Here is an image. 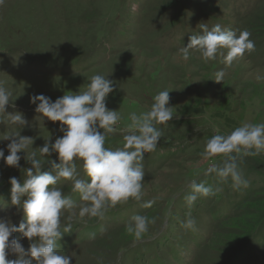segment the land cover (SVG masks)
I'll return each mask as SVG.
<instances>
[{"label":"rangeland","instance_id":"rangeland-1","mask_svg":"<svg viewBox=\"0 0 264 264\" xmlns=\"http://www.w3.org/2000/svg\"><path fill=\"white\" fill-rule=\"evenodd\" d=\"M217 24L237 35L248 31L254 51L230 67L219 54L205 62L195 50L182 60L180 49L189 37ZM220 70L225 76L217 83ZM97 74L113 81L106 104L121 116L105 147H122L130 114L149 110L153 97L165 89L173 118L157 125L162 131L157 148L141 162L142 200L117 205L102 219H79V207L71 220L66 212L61 230L71 224V231L57 241V251L70 256L71 264H264V153L238 156V170L248 181L239 190L230 178L206 174L209 167L223 166V156L206 160L201 155L214 135L264 123V0H2L0 86L11 93L7 113L0 114L5 156L10 143L5 137L14 133L32 138L29 153L63 135L60 122L35 111L33 95L55 101L83 92ZM8 113L21 114L27 123H10ZM19 154V168L0 160V217L17 225L22 212L11 205L10 177L23 183L25 168L31 166L23 159L26 154ZM42 159H56V154ZM51 169L45 163L42 170ZM77 171L89 179L82 162ZM193 181L211 187L215 195L199 196L189 208L185 197ZM71 186L66 180L57 184L80 205ZM147 201H154L152 207H142ZM189 214L195 230L181 226ZM135 215L155 220L139 241L126 230ZM21 242L29 247L27 238Z\"/></svg>","mask_w":264,"mask_h":264},{"label":"clouds","instance_id":"clouds-1","mask_svg":"<svg viewBox=\"0 0 264 264\" xmlns=\"http://www.w3.org/2000/svg\"><path fill=\"white\" fill-rule=\"evenodd\" d=\"M250 35L246 30L237 35L235 31L222 29L218 24L211 30L202 26L201 34L191 35L187 46L180 49L181 58L188 61L191 50L198 51L205 62L215 61L219 54L222 63L230 67L246 52L254 51L255 43ZM224 76V70H220L214 80L219 83ZM114 90L113 81L97 74L91 77L83 92L65 93L55 101L44 94L31 97L37 113L52 122H60L59 130L63 135L54 142L46 140L43 146L38 147V153L28 151L34 143L31 137L20 133L5 137L10 140L7 144L9 154L5 156V150L0 148V160L7 166L19 168L22 159L19 153L23 152L26 154L23 159L31 166L25 168L27 178L23 183L16 177H10L11 205L22 212V219L17 225L0 217V264H71L70 256L57 251V241L71 231V224L61 230V217L66 212L72 213L68 217L71 220L77 215L72 210L79 207V219L83 220L86 216L102 219L109 209L117 205L130 199L142 200L145 172L141 162L145 153L157 148L162 136L157 125H166L173 118L172 107L168 106L170 91L165 89L156 94L146 112L139 115L131 113L130 123L123 129L126 133L123 146L111 149L105 147L107 136L117 132L121 121L118 111L108 109L106 104ZM10 97L11 93L0 86V114L7 113ZM7 119L14 125L27 123L21 114L8 113ZM261 153H264V123H245L228 135L211 137L201 155L206 160L223 156V166L209 167L206 174L215 173L221 181L230 178L232 187L239 190L246 188L248 181L238 170V156H257ZM53 154H56V159H42ZM78 161L82 162L88 180L80 178ZM45 163H50L53 171H43ZM61 180L71 181V192L79 194L80 205L57 187ZM190 187L192 191L185 197L189 208L199 196L215 195L213 189L204 183L193 181ZM153 203L144 202L142 207L150 208ZM154 222L147 216L135 215L126 225V230L135 241H139L148 232V225ZM181 226L195 230V219L189 214ZM14 233L21 235L17 238ZM24 238L29 241L27 249L21 242ZM91 238H95V234ZM9 255L15 256V259H9Z\"/></svg>","mask_w":264,"mask_h":264},{"label":"bare ground","instance_id":"bare-ground-1","mask_svg":"<svg viewBox=\"0 0 264 264\" xmlns=\"http://www.w3.org/2000/svg\"><path fill=\"white\" fill-rule=\"evenodd\" d=\"M11 10V9H10ZM9 11V10H8ZM15 11H16V9H15ZM23 11H25L24 9H23ZM17 12H19V11H17ZM8 14H9V12H7ZM55 23V22H54ZM54 26H55V24H53ZM53 41V40H52ZM61 43V42H60ZM59 43V44H60ZM22 44V43H21ZM64 48V47H63ZM66 48V47H65Z\"/></svg>","mask_w":264,"mask_h":264},{"label":"trees","instance_id":"trees-1","mask_svg":"<svg viewBox=\"0 0 264 264\" xmlns=\"http://www.w3.org/2000/svg\"><path fill=\"white\" fill-rule=\"evenodd\" d=\"M52 170V169H51ZM88 228V227H87Z\"/></svg>","mask_w":264,"mask_h":264}]
</instances>
